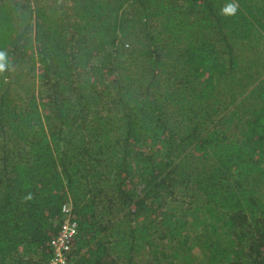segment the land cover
Listing matches in <instances>:
<instances>
[{
	"label": "trees",
	"instance_id": "16d2710c",
	"mask_svg": "<svg viewBox=\"0 0 264 264\" xmlns=\"http://www.w3.org/2000/svg\"><path fill=\"white\" fill-rule=\"evenodd\" d=\"M0 52V264L64 203L66 264H264V0H0Z\"/></svg>",
	"mask_w": 264,
	"mask_h": 264
},
{
	"label": "built area",
	"instance_id": "2783aa9c",
	"mask_svg": "<svg viewBox=\"0 0 264 264\" xmlns=\"http://www.w3.org/2000/svg\"><path fill=\"white\" fill-rule=\"evenodd\" d=\"M64 217L55 238L51 241L53 259L51 264H66V255L70 245L78 232L77 222L74 219L71 204L64 203L61 206Z\"/></svg>",
	"mask_w": 264,
	"mask_h": 264
},
{
	"label": "clouds",
	"instance_id": "9594fccd",
	"mask_svg": "<svg viewBox=\"0 0 264 264\" xmlns=\"http://www.w3.org/2000/svg\"><path fill=\"white\" fill-rule=\"evenodd\" d=\"M238 7L239 5L237 3H231L227 7L222 9L221 14L228 15V16L234 15L237 12ZM3 71H5V55L4 53L0 52V72H3ZM30 199H32V194L28 193L25 196V200H30Z\"/></svg>",
	"mask_w": 264,
	"mask_h": 264
},
{
	"label": "rangeland",
	"instance_id": "374dc122",
	"mask_svg": "<svg viewBox=\"0 0 264 264\" xmlns=\"http://www.w3.org/2000/svg\"><path fill=\"white\" fill-rule=\"evenodd\" d=\"M262 126H263V128H264V121L262 122Z\"/></svg>",
	"mask_w": 264,
	"mask_h": 264
}]
</instances>
